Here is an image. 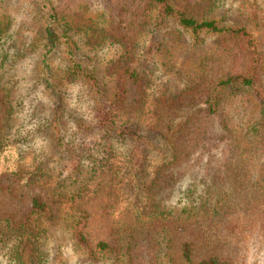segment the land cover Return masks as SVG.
Listing matches in <instances>:
<instances>
[{
  "label": "rangeland",
  "instance_id": "374dc122",
  "mask_svg": "<svg viewBox=\"0 0 264 264\" xmlns=\"http://www.w3.org/2000/svg\"><path fill=\"white\" fill-rule=\"evenodd\" d=\"M49 1L76 60L94 68L97 80L58 82L65 61L57 42L49 79L63 84L64 110L55 117L42 21L26 0L0 2V134L23 139L14 158L0 155V264H184L186 242L195 260L264 264V112L257 99L264 94V0H184L194 16L245 25L255 37L263 67H256L254 87L226 90L218 81L248 64L234 40L202 34L196 41L170 19L158 24L146 0ZM122 65L138 76L121 75L124 110L137 132L133 143L115 144L92 108L114 93ZM217 91L221 102L211 112L207 101ZM182 121L172 135L170 126ZM136 138L132 164L126 156ZM88 160L105 173L93 175ZM4 162L16 165L2 171ZM131 167L132 190L123 177ZM223 184L239 188L225 202L211 193ZM189 194L207 203L205 214L183 217ZM34 198L45 210L33 208ZM99 241L105 251L95 249Z\"/></svg>",
  "mask_w": 264,
  "mask_h": 264
},
{
  "label": "trees",
  "instance_id": "16d2710c",
  "mask_svg": "<svg viewBox=\"0 0 264 264\" xmlns=\"http://www.w3.org/2000/svg\"><path fill=\"white\" fill-rule=\"evenodd\" d=\"M3 0H0L2 2ZM27 4L30 5V9L34 15H37L39 20L42 21L43 26V34H44V42H45V51L42 57V63L44 69L48 72L46 75V82L50 87V95L53 103V112L54 116L58 117L64 110V93L60 90L61 85L63 84H53L49 78L52 75V69L50 68V63L48 62L49 56L56 49L57 42L64 43V49L62 50L61 55L64 56L65 63H59L57 74V81L60 82L62 79L69 77L70 79H81L79 80V84L82 87L84 80L87 79L88 84L92 82H96L97 77L95 76L94 68H82L81 64L76 60L74 49L72 47L71 37L67 35L65 29L60 30V18L58 13L56 12L53 4L49 0H26ZM150 5L151 14L154 20H157L158 24H160L164 19H170L174 22L177 28L181 31H185L191 34L196 41L199 40L200 35L209 34V35H218L225 39H232L236 43L239 44L241 53L247 58L248 64L244 67L243 71H239L235 74H232L224 79L218 81V87L222 90H226L229 86H233L236 84H240L242 86H246L247 88L254 87L253 77L255 75L256 67H263V59L259 54L258 48L256 46V40L249 28L245 25H235V24H225L218 21L215 18H198L194 16L188 9L187 4L184 0H146ZM0 6H4L0 5ZM4 17L0 16V37L2 33L5 31L4 26ZM126 73L129 77L138 80L137 74L133 72L132 68H126V65L118 66L116 73V84L113 88L114 93L112 92L108 97H98L94 102V108H92V113L96 120V125L104 130L105 135H109L112 138H116L118 142H132L133 143V135L137 132V126L133 124L132 121L129 120V117L126 115V111L124 110V92L126 89L123 88V84L121 82V75ZM258 93V102L260 104L261 110L264 112V94L261 92ZM221 102V92L217 91L213 95V100L207 101L208 110L211 112H215L219 104ZM170 123H174V120H169ZM182 121L179 126L173 127L170 126V131L172 135H176L180 132V129L183 127ZM158 126L157 121L153 120L151 123L152 128H156ZM103 136V135H102ZM101 136V137H102ZM100 137V138H101ZM178 136H176L177 138ZM100 138H92L93 140H97L98 143H101L102 139ZM16 141L15 143L3 138L0 134V155H7L9 158H14L17 153V146L23 141V139ZM136 146L130 144L128 150H130L127 158V162L133 164V152H138L137 144L139 140L136 138L135 140ZM149 142V141H148ZM89 145L93 148H97L99 144H90L92 141H88ZM17 144V145H16ZM23 145V144H22ZM19 145V152L20 147ZM102 149L109 150V144H101ZM124 145V144H120ZM75 150H78V147H75L74 150H69L71 153H74ZM4 152V153H2ZM2 153V154H1ZM78 162L76 168L79 167L81 160V153H78ZM137 157V154L135 155ZM92 158V156H90ZM16 160V159H15ZM92 169L94 170L93 175L98 172L105 173L106 170H103V165L96 162L90 161ZM16 164L7 165V162H4L2 165V171H8L13 169ZM8 169V170H7ZM133 176L132 167L124 174L123 177L129 180L128 187L133 189V178L129 179V176ZM156 179V178H155ZM35 180H31L33 182ZM36 182V181H35ZM85 187V185L83 184ZM218 188L213 194H221L216 196V200L225 202V195L232 194L236 192L239 188L236 184L227 185L223 184V186L217 185ZM81 188H77L75 191H80ZM208 191L210 189L208 188ZM55 194H63V191L60 187H56L54 189ZM33 208L35 210H45L46 203L41 201L39 198H34L32 202ZM208 207L206 202L198 201L197 198L188 195L187 203L185 204V208H183L184 214L183 217L185 219H189L191 216H198L199 213L206 212V208ZM210 207V206H209ZM163 212L153 211V214H161ZM79 236L81 234V230H79ZM82 239L83 236H80ZM108 248V244L104 241L97 242L95 249L100 251H105ZM192 253V243H183L181 250V257L184 264H229L230 262H221L220 259L216 258V256H210L205 259L195 260L191 256Z\"/></svg>",
  "mask_w": 264,
  "mask_h": 264
}]
</instances>
